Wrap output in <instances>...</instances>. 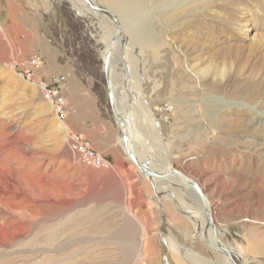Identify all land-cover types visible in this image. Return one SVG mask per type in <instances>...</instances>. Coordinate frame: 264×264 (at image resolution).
<instances>
[{"label":"rangeland","instance_id":"rangeland-1","mask_svg":"<svg viewBox=\"0 0 264 264\" xmlns=\"http://www.w3.org/2000/svg\"><path fill=\"white\" fill-rule=\"evenodd\" d=\"M90 1L114 14L126 35L112 71L132 86L131 98L121 85L117 94L122 106L132 103L126 118L142 136L138 158L196 183L222 243L246 264H264V130L239 110L219 115L224 100L264 113V0H188L178 7L173 0H130L135 7L125 17L116 0ZM116 32L109 17L82 0H0V264H175L178 250L184 263L233 264L207 243L211 229L191 218L197 193L177 176L152 184L121 146L103 60ZM61 65L90 94L82 110L93 97L103 123L93 115L90 128L82 126L76 104L61 93L65 77L46 80V71ZM254 82L260 90L251 96ZM40 84L58 98L47 100ZM97 133L105 138L96 140ZM71 134L108 165L83 163ZM107 149L120 162L112 164Z\"/></svg>","mask_w":264,"mask_h":264},{"label":"bare ground","instance_id":"bare-ground-1","mask_svg":"<svg viewBox=\"0 0 264 264\" xmlns=\"http://www.w3.org/2000/svg\"><path fill=\"white\" fill-rule=\"evenodd\" d=\"M129 1L130 0H116V5L117 6H122L121 11L119 12L121 14V17H125V16L131 14V11L133 10V7H135V4L133 2L130 3ZM193 1L196 2L197 0H193ZM187 2H188V0H173L172 4L170 3V5H171V7L184 6V5L187 4ZM74 4L78 8V11H79L80 14L85 15V13L88 12L87 11V8L81 2L77 1V3H76V1H75ZM101 9H103V8H101ZM108 12H110V11H108ZM96 13H98V12H96ZM98 14H100V13H98ZM120 27H121V32H119V34H117L118 35V38H117L118 41H115L114 42V39H112V40L106 42V45L104 44L105 45V51H104V55H103V60L110 53L111 63H110V67H109L108 76H109V79L111 81V84H112V87H113V90H114V96H115L114 108H115L116 116H117L116 119H117L118 125L120 126V129H121L120 144H121V146L124 148V150L127 153L128 149H129V144H130V140H129L130 130L132 131V134H133L134 144L138 140V137L140 138L141 135H139L137 133V131L132 130L130 124L129 125H126L124 123V119L126 118V116L128 115V113L131 112L130 110H131L132 103L129 102V99H128L127 105L125 107L122 106L121 101L119 99V96L117 94V86L118 85L119 86L121 85L122 88L124 89L125 97H130L131 98L130 93H131L132 86H131L130 82H128V79H126L125 77H123L122 79H120L118 81V79L115 77V75L113 74V71H112V56H113L114 52H115V54H119L120 53V50L123 47V46L121 47L120 43H121L122 40L126 39V35H124V31L122 30V26L120 25ZM122 31H123V33H122ZM126 33L128 35L131 34L132 37H134V38L137 39V35L133 34L129 30V28L127 29ZM258 86L259 85L256 82L252 83L251 88L249 89V93H250L249 95H251V96L252 95H255L256 96L257 94H259V90L260 89L258 88ZM223 102L222 103L224 105H222L223 108L219 110L220 111L219 115L230 114L229 113L230 111L236 109V110H239L241 112V114H246V115H249L251 117V119H249V118L248 119L251 120L252 122L254 121L253 127L255 128V130L256 129H262V130H264V117L261 115V114H264V113H262L260 110H258V108H256L257 105H251V104H249L247 102H243V101L240 102V101H227V100H224ZM141 105H143L142 102H140V106ZM146 108L148 109V106ZM242 117H243V115H242ZM240 123L241 122L239 120H236V121H234V126H235V124H240ZM59 129H60V131H62L63 133L66 134V139L69 140L70 139V135H69V132H68L67 125L64 122H61L59 124ZM141 138H142V136H141ZM154 171H157V170H154ZM173 171H176V170H172L171 166H168L167 168H165V170L158 171V172H161L163 174H168V177H167L168 179L165 180V181H168V182H172L173 183L174 181L171 179V176H177V177H179L183 181V183H185L188 187H190L189 183L186 180L182 179V177H180L179 175L172 173ZM176 172H178V171H176ZM189 181L190 182H193L191 180H189ZM180 186H183V184L181 183ZM185 192L186 193L189 192L188 188L187 189L185 188ZM205 198H206V196H205ZM195 201H196V203H194V206H196V209L194 208V212L193 211L190 212L191 218L193 219V221L195 222V224H197L201 229L202 228H206L207 226L211 229V232H212L211 239L208 238V240H206V241L214 249H217V248L220 249L221 245L217 243L216 238L214 237V233H213L212 227L210 225H208L207 217H206V211H205L204 205L202 204V202L198 198ZM206 207L211 212V210H212L211 204L207 201V198H206ZM196 214H198L199 216L196 217ZM132 219L133 218H131V220ZM202 237L205 238V235H203ZM209 240H212V241L210 242ZM220 241H221V239H220ZM221 243H222V241H221ZM142 248H143V246L141 244L140 247H139L140 250H137L138 251L137 260L141 257L140 255H141V249ZM223 256L227 259L228 263L229 262H232L228 257H226L225 255H223ZM241 258H237L235 260V264H239L241 262ZM133 261H135V260H133Z\"/></svg>","mask_w":264,"mask_h":264},{"label":"water","instance_id":"water-1","mask_svg":"<svg viewBox=\"0 0 264 264\" xmlns=\"http://www.w3.org/2000/svg\"><path fill=\"white\" fill-rule=\"evenodd\" d=\"M82 1L92 11L98 12V13L103 14V15H106L107 17H109L112 20V22L114 23V25L116 27V30H117L116 35L114 37V42L118 41V39H117L118 35L117 34H119V32H121V27H120L119 20L112 13L108 12L107 10L98 8L97 6L92 4V2L90 0H82ZM110 58H111V56H110V53H109L107 55V57L104 59V72H105V75H106V80H107V85H108L109 102H110V105H111V107L113 109V112H114V114L116 116V111H115V108H114V100H115L114 90H113L111 81H110L109 76H108L109 67H110V63H111V59ZM124 123L126 125H129V120H127V118H125L124 119ZM129 140H130V144H129V149L127 151V155L130 158V160L133 162V164L138 168L140 174L143 177L148 178L152 182V184H153L154 181H157V182L161 183L162 181L167 180L168 179L167 178L168 174H163L161 172L154 171L155 169L153 168L154 170H152V167H150L149 164L140 161V159L138 158V156L136 154V149L137 148H136V146L134 144L133 134H132L131 130H130ZM172 173L177 174L180 177H182V179L186 180L189 183L190 187L197 193L199 200L204 205V208H205V211H206V217H207L208 225H210L212 227V230H213V233H214V237L216 238L217 243L221 245L220 249L217 248V249H215V251H217L220 254L225 255L226 257H228L235 264V260L237 258H241V256L233 248L227 247V246H225V245H223L221 243L220 237H219V230H218V228L216 227V225L214 223V220H213L211 212L206 207V198H205L204 193L200 189V187L197 184H195L193 182H190L189 179L186 178L183 174H181L179 172H176V171H173ZM239 264H246V262L241 258V262Z\"/></svg>","mask_w":264,"mask_h":264},{"label":"crops","instance_id":"crops-1","mask_svg":"<svg viewBox=\"0 0 264 264\" xmlns=\"http://www.w3.org/2000/svg\"><path fill=\"white\" fill-rule=\"evenodd\" d=\"M58 59V58H57ZM58 61H60L58 59ZM54 65V63H52ZM61 69H55V68H49L47 71H46V74L44 75L46 77V80L48 79L49 80V77L50 78H53V77H65V85L63 86V88L61 89V93L63 95V97L69 102V103H74L76 104V106H74L75 108V112L78 114L76 115V113L74 112V116L79 118V119H84L85 122L82 123V126L84 127H87V128H90V126L92 125V116L95 115L96 119L95 121L97 120H101L100 123L102 122L103 123V119L101 117V115H99L98 113V107H97V102H95L96 100L91 97V101H92V105L88 107V109L86 108L85 110H82V108L80 107V104L82 102H87L89 100V93L88 92H85V91H81V88L83 87L82 84L76 80L75 78V74H74V71L73 69L71 68L69 70V68H65L64 66L61 65ZM79 91V93H78ZM95 100V101H94ZM79 103V104H77ZM95 103V104H94ZM79 105V106H78ZM84 111H85V114H84ZM101 118V119H100ZM100 127L103 128V124L100 125ZM92 131V130H90ZM90 131H85V132H88L90 134H93L91 133ZM84 132V133H85ZM96 135V140H100L101 139H104V134L102 133H97V134H94ZM103 146H102V151H103ZM108 151L106 152V154H104V156L107 155L108 159H110L111 163L112 164H117L119 161V158L116 156V152L115 151H112L110 149H107ZM138 196V195H137ZM174 252V262L175 264H192L190 260H188V258H184L186 261L185 263L182 261L183 258H181V256L179 257V253H180V250H178V253L175 251ZM190 257V256H188ZM198 262H200V264H213L211 262H202L200 260H197Z\"/></svg>","mask_w":264,"mask_h":264},{"label":"built area","instance_id":"built-area-1","mask_svg":"<svg viewBox=\"0 0 264 264\" xmlns=\"http://www.w3.org/2000/svg\"><path fill=\"white\" fill-rule=\"evenodd\" d=\"M56 82L57 80L53 79V83ZM39 87L43 96L47 100L52 102L54 99L58 98V91L56 89L50 90V85L40 84ZM57 109L58 114H63L64 105L62 104L61 106H58ZM69 142L73 152L76 153L87 166L99 168L108 165L107 160L102 155L98 154L88 142H85L79 136L71 134V140Z\"/></svg>","mask_w":264,"mask_h":264}]
</instances>
